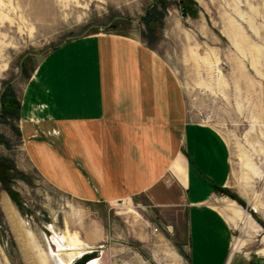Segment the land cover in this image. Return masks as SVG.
<instances>
[{
    "label": "rangeland",
    "instance_id": "1",
    "mask_svg": "<svg viewBox=\"0 0 264 264\" xmlns=\"http://www.w3.org/2000/svg\"><path fill=\"white\" fill-rule=\"evenodd\" d=\"M93 33L144 41L179 82L187 116L223 136L230 174L212 205L230 225L232 254L264 264V0H0V264H55L53 240L65 230L91 249L78 264H186L184 233L166 232L143 198H68L20 142L14 97L49 51ZM230 201L259 230L235 217ZM105 234L98 246L82 238Z\"/></svg>",
    "mask_w": 264,
    "mask_h": 264
},
{
    "label": "crops",
    "instance_id": "2",
    "mask_svg": "<svg viewBox=\"0 0 264 264\" xmlns=\"http://www.w3.org/2000/svg\"><path fill=\"white\" fill-rule=\"evenodd\" d=\"M14 98L20 142L49 185L89 203L143 198L169 234L184 233L186 264H241L212 205L229 178L228 144L187 116L179 82L144 41L73 38L43 56Z\"/></svg>",
    "mask_w": 264,
    "mask_h": 264
},
{
    "label": "bare ground",
    "instance_id": "3",
    "mask_svg": "<svg viewBox=\"0 0 264 264\" xmlns=\"http://www.w3.org/2000/svg\"><path fill=\"white\" fill-rule=\"evenodd\" d=\"M227 207L235 217L242 219L246 226H251L253 229L259 230L258 224L254 225L250 215L244 213L234 202H228ZM126 208L129 209L131 207L127 206ZM52 237H54V235ZM60 239L61 242L58 239L53 240L57 247L55 252H51L55 264H78L81 259L91 254V249H88L87 245L79 239L76 233H70L68 230H65ZM262 244H264V237H262ZM258 253L264 255V248ZM85 264H96V259Z\"/></svg>",
    "mask_w": 264,
    "mask_h": 264
},
{
    "label": "built area",
    "instance_id": "4",
    "mask_svg": "<svg viewBox=\"0 0 264 264\" xmlns=\"http://www.w3.org/2000/svg\"><path fill=\"white\" fill-rule=\"evenodd\" d=\"M123 201H124V200H117V201H115L114 203L119 204V203H123ZM49 226H50V225H49ZM166 229H167L168 232H171V230H172L170 226H166ZM48 230H49L51 233H53V232H52V228H50V229H48ZM154 230L156 231L157 228H154ZM51 233L49 234V239L52 237V234H51ZM51 242H52V241H51ZM52 243H53V242H52ZM98 248H99V247H94V248H92V249L96 250V249H98ZM93 259H98V258H97V257H96V258L94 257ZM93 259H89V260H87V262H89V261H91V260H93ZM87 262H86V263H87Z\"/></svg>",
    "mask_w": 264,
    "mask_h": 264
},
{
    "label": "trees",
    "instance_id": "5",
    "mask_svg": "<svg viewBox=\"0 0 264 264\" xmlns=\"http://www.w3.org/2000/svg\"><path fill=\"white\" fill-rule=\"evenodd\" d=\"M15 101V100H14ZM15 103H16V101L15 102H13V104L15 105ZM8 114H10L11 115V111L10 112H8Z\"/></svg>",
    "mask_w": 264,
    "mask_h": 264
}]
</instances>
